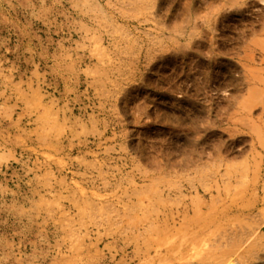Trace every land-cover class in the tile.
I'll return each instance as SVG.
<instances>
[{
  "label": "rangeland",
  "instance_id": "1",
  "mask_svg": "<svg viewBox=\"0 0 264 264\" xmlns=\"http://www.w3.org/2000/svg\"><path fill=\"white\" fill-rule=\"evenodd\" d=\"M263 181L264 0H0V264H264Z\"/></svg>",
  "mask_w": 264,
  "mask_h": 264
},
{
  "label": "bare ground",
  "instance_id": "2",
  "mask_svg": "<svg viewBox=\"0 0 264 264\" xmlns=\"http://www.w3.org/2000/svg\"><path fill=\"white\" fill-rule=\"evenodd\" d=\"M263 180V179H262ZM260 182V181H259ZM264 182V181H263ZM261 184V183H260ZM264 225V224H263ZM261 227V226H260ZM254 228H256V227H254ZM236 229V228H235ZM256 229H258V228H256ZM262 229V228H261ZM251 230V229H250ZM259 230V229H258ZM238 232V231H237ZM243 233V232H242ZM258 233V232H257ZM220 234V233H219ZM236 234V233H235ZM221 235V237H223L222 236V233L220 234ZM258 235H260V234H258ZM252 236H255L254 234L252 235ZM252 236L251 237H247V238H241L240 240L238 239V237H237V240H236V243H235V245H234V249H235V251L237 252V254H238V251H240L241 250V248L243 249V246L245 245V244H247L248 242H250V240H251V238H252ZM217 237H219V236H217ZM264 237V236H263ZM230 238V237H229ZM218 239V238H217ZM231 239H232V237H231ZM264 239V238H263ZM219 240V239H218ZM233 240V239H232ZM254 240V239H253ZM252 240V241H253ZM261 241V240H260ZM263 241V240H262ZM261 241V242H262ZM222 242H224V241H222ZM222 242H221V244H222ZM229 242H232L231 240H229ZM254 242V241H253ZM217 243H218V241H217ZM186 245V244H185ZM184 245V246H185ZM225 245V244H224ZM231 246V245H230ZM221 247H222V245H221ZM229 247V246H228ZM183 248V247H182ZM230 248V247H229ZM219 249H220V247H219ZM226 249V248H225ZM228 249V248H227ZM191 250V249H190ZM187 251V250H186ZM214 251V250H213ZM189 252V251H188ZM235 252V253H236ZM246 252V251H245ZM170 253V252H169ZM190 253V252H189ZM243 253V252H242ZM247 253V252H246ZM245 254V253H244ZM179 255H180V259L182 258V252H179ZM261 255V254H260ZM263 255V254H262ZM261 255V256H262ZM233 256V255H232ZM231 256V259H233V257ZM240 256V255H239ZM189 257V256H188ZM212 257V256H211ZM243 257H244V255H243ZM243 257H240L241 258V260H242V258ZM249 257V256H248ZM264 257V256H263ZM235 258V257H234ZM239 258V259H240ZM252 258V257H251ZM179 259V260H180ZM192 259V258H191ZM193 260V259H192ZM244 260V259H243ZM243 260H242V262H243ZM246 260V259H245ZM244 260V261H245ZM247 260H249V258H247ZM253 260V259H252ZM208 261V260H207ZM217 261V260H216ZM219 261V260H218ZM230 261H232V260H230ZM234 261V260H233ZM251 261V260H250ZM200 263V262H199ZM241 263V262H240ZM174 264V263H173ZM243 264V263H242ZM245 264V263H244Z\"/></svg>",
  "mask_w": 264,
  "mask_h": 264
}]
</instances>
